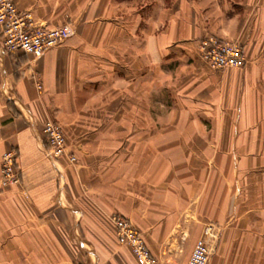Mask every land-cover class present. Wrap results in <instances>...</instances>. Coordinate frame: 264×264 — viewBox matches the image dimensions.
<instances>
[{"label":"crops","instance_id":"obj_1","mask_svg":"<svg viewBox=\"0 0 264 264\" xmlns=\"http://www.w3.org/2000/svg\"><path fill=\"white\" fill-rule=\"evenodd\" d=\"M74 35L40 57L0 29V264H138L113 215L165 264H264V0H16ZM210 35L243 67H211ZM38 83L42 89H38ZM58 122L67 154L48 155Z\"/></svg>","mask_w":264,"mask_h":264},{"label":"built area","instance_id":"obj_2","mask_svg":"<svg viewBox=\"0 0 264 264\" xmlns=\"http://www.w3.org/2000/svg\"><path fill=\"white\" fill-rule=\"evenodd\" d=\"M0 29L5 54L21 51L35 57L63 45L75 33V27L71 24L57 27L39 25L30 11L19 9L16 0H0ZM198 50L201 58L214 68L243 67L247 61L239 41L225 40L215 35L200 41ZM37 87L42 89V84L38 83ZM44 132L47 136L49 156L67 155L72 161H76L74 155L67 154L65 132L58 122L47 119ZM17 179L15 153L6 151L0 166V186L6 187ZM111 219L116 226L119 243L131 249L138 264H165L151 252L143 235L129 218L113 215ZM211 253L209 240L205 235H201L195 242L186 264H208Z\"/></svg>","mask_w":264,"mask_h":264}]
</instances>
